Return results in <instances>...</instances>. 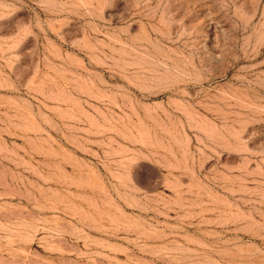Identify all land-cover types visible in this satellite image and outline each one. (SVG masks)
Returning <instances> with one entry per match:
<instances>
[{"label": "rangeland", "instance_id": "374dc122", "mask_svg": "<svg viewBox=\"0 0 264 264\" xmlns=\"http://www.w3.org/2000/svg\"><path fill=\"white\" fill-rule=\"evenodd\" d=\"M0 264H264V0H0Z\"/></svg>", "mask_w": 264, "mask_h": 264}]
</instances>
